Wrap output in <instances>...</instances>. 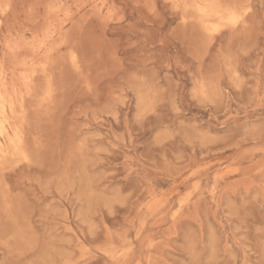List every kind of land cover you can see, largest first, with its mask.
<instances>
[{
    "label": "rangeland",
    "instance_id": "obj_1",
    "mask_svg": "<svg viewBox=\"0 0 264 264\" xmlns=\"http://www.w3.org/2000/svg\"><path fill=\"white\" fill-rule=\"evenodd\" d=\"M0 69V264H264V0H0Z\"/></svg>",
    "mask_w": 264,
    "mask_h": 264
},
{
    "label": "bare ground",
    "instance_id": "obj_2",
    "mask_svg": "<svg viewBox=\"0 0 264 264\" xmlns=\"http://www.w3.org/2000/svg\"><path fill=\"white\" fill-rule=\"evenodd\" d=\"M9 4V3H8ZM8 9V8H7ZM63 9V8H62ZM57 10V9H56ZM55 10V11H56ZM60 10V9H59ZM66 11V10H65ZM60 12V11H59ZM58 12V14H59ZM54 14V13H53ZM66 14V13H65ZM63 15V12H62ZM67 15V14H66ZM57 18V17H56ZM59 18V17H58ZM61 19V18H60ZM232 19V17H231ZM56 21V20H55ZM56 23V22H55ZM208 24V23H207ZM215 24V23H214ZM62 27V26H61ZM47 35V34H46ZM26 45V44H25ZM31 72V71H30ZM29 72V73H30ZM24 75V74H23ZM4 74L3 71L0 69V151H4L3 145L4 140L10 139L13 143H15V147H17L21 141L20 136L16 133L15 136L11 137V129H10V121H9V110L12 109L13 103L8 98L6 94V87L5 84L1 82L3 79ZM26 83V82H25ZM11 112V111H10ZM12 153V152H11ZM1 154V153H0ZM4 154V153H3ZM22 156V155H21ZM13 157V156H12ZM23 157V156H22ZM3 158V157H2Z\"/></svg>",
    "mask_w": 264,
    "mask_h": 264
},
{
    "label": "snow or ice",
    "instance_id": "obj_3",
    "mask_svg": "<svg viewBox=\"0 0 264 264\" xmlns=\"http://www.w3.org/2000/svg\"><path fill=\"white\" fill-rule=\"evenodd\" d=\"M232 22H233V23H235V22H236V18H235V17L233 18Z\"/></svg>",
    "mask_w": 264,
    "mask_h": 264
}]
</instances>
